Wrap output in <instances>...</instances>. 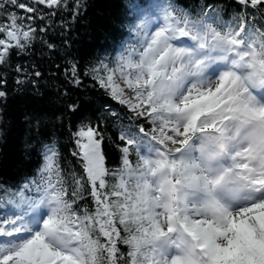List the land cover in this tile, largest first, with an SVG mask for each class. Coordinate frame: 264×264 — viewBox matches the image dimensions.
Masks as SVG:
<instances>
[{
    "label": "snow or ice",
    "instance_id": "obj_1",
    "mask_svg": "<svg viewBox=\"0 0 264 264\" xmlns=\"http://www.w3.org/2000/svg\"><path fill=\"white\" fill-rule=\"evenodd\" d=\"M62 4L0 0V65L36 40L24 23L45 19L35 5ZM234 4L225 21L218 5L193 15L161 0L154 29L135 25L137 47L84 72L130 114L106 113L119 165L88 119L72 134L70 179L45 145L36 177L4 190L14 209L0 217V264H264V0ZM70 76L81 85L75 63Z\"/></svg>",
    "mask_w": 264,
    "mask_h": 264
},
{
    "label": "trees",
    "instance_id": "obj_2",
    "mask_svg": "<svg viewBox=\"0 0 264 264\" xmlns=\"http://www.w3.org/2000/svg\"><path fill=\"white\" fill-rule=\"evenodd\" d=\"M146 1L64 0L60 8L53 9L35 5L37 15L42 14L45 19L24 23L37 28L36 40L24 52L17 54L13 50L7 63L0 65V90L6 92V97L0 99V197L4 189L16 187L33 171L44 143L54 142L66 178L70 179L72 171L81 172L77 158L72 156V134L81 119L99 122L106 137H112L104 144L106 164L109 168L119 165L120 153L113 142L117 131L113 118L106 113L115 109L124 118L130 114L84 72L100 60L112 64L113 53L127 35L133 6ZM177 1L190 8L216 1L226 2L229 7L235 5L233 0ZM21 2L31 4L32 0ZM14 10L18 15H29ZM4 19L0 15V22ZM41 28L46 31H39ZM48 44L54 47L50 49ZM72 63L80 73L79 86L71 83ZM37 72L39 76L35 75ZM70 103L78 104L79 111H69Z\"/></svg>",
    "mask_w": 264,
    "mask_h": 264
}]
</instances>
